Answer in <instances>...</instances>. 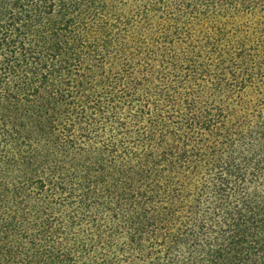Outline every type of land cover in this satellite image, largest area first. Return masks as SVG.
<instances>
[{
	"label": "trees",
	"instance_id": "trees-1",
	"mask_svg": "<svg viewBox=\"0 0 264 264\" xmlns=\"http://www.w3.org/2000/svg\"><path fill=\"white\" fill-rule=\"evenodd\" d=\"M0 264H264V0H0Z\"/></svg>",
	"mask_w": 264,
	"mask_h": 264
}]
</instances>
